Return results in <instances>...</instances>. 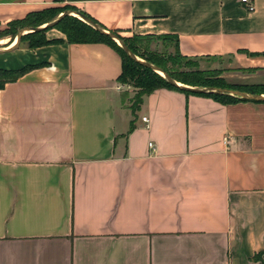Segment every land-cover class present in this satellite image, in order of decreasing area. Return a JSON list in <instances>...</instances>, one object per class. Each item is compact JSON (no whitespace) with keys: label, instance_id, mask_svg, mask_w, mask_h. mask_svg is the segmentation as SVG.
Returning <instances> with one entry per match:
<instances>
[{"label":"crops","instance_id":"0c3cea01","mask_svg":"<svg viewBox=\"0 0 264 264\" xmlns=\"http://www.w3.org/2000/svg\"><path fill=\"white\" fill-rule=\"evenodd\" d=\"M250 1L0 0V28L69 6L226 60L249 90L264 85V0ZM45 37L0 53V70L36 66L0 90V264H264V102L163 88L133 114L110 46Z\"/></svg>","mask_w":264,"mask_h":264},{"label":"trees","instance_id":"16d2710c","mask_svg":"<svg viewBox=\"0 0 264 264\" xmlns=\"http://www.w3.org/2000/svg\"><path fill=\"white\" fill-rule=\"evenodd\" d=\"M66 10L77 11L75 8L69 6H63L62 8H48L41 11L31 12L22 20L12 21L7 24V29L9 28H36L42 25H45L52 21V19L56 18L60 13ZM82 13V12H79ZM86 17V14L82 13ZM91 21L98 24L96 21L88 17ZM99 25V24H98ZM101 26V25H99ZM102 27V26H101ZM103 28V27H102ZM6 29V31H7ZM14 30L12 32H0V35L9 34L16 36L18 30ZM51 29H56L60 33H62L68 42V44H92V43H105L110 46L121 58V73L118 77V82L121 84H127L129 82H133V86L138 90V93L135 94L134 99L137 100L138 105L142 102L144 96L151 94L153 91L157 89H168L173 91H178L186 95H196L214 99L218 102L225 104H233L237 102H247L245 100H240L230 96H220V95H205V94H192L189 92H184L179 90L178 88L169 85L165 79H163L160 75L153 72L149 68L141 65L140 63L131 60L123 50L110 38L104 35H100L97 33L92 27L73 16H64L53 28H45L43 30L27 33L21 37L20 43L23 40H28V48L35 49L38 47L46 46L49 44H54L57 41L47 40L45 37V33ZM105 29V28H103ZM107 30V29H105ZM110 31V30H107ZM116 34L119 39L127 46V48L138 58L144 60L147 63L153 64L159 67L164 73L169 75L173 80L183 85L191 86V87H213V88H222L229 90H237L244 91L251 94H264V85L251 87V89L246 90L245 88L240 89L229 84L225 83L218 76H213L211 71L199 70L197 69L196 64H191L190 62H186L184 65L188 70H179L174 71L173 69L169 70L167 65L170 64L172 66H176L178 69L181 67V62L179 58L181 57L177 52V40L170 36H161L156 39L166 40L172 39L175 45V58L168 57L167 61L163 59H159L157 55L149 54L144 55L139 53L138 44L146 39H155V37H139L133 36L131 38H123L120 37L116 32L110 31ZM177 57V58H176ZM188 61V59L183 58ZM190 60V59H189ZM36 66H25L19 70H0V90L4 88L7 83L15 82L22 75L34 69ZM138 108V107H137ZM136 108V109H137ZM134 114V112H132ZM133 130V126L130 125L129 132ZM264 254L260 252L255 255V258H260Z\"/></svg>","mask_w":264,"mask_h":264},{"label":"water","instance_id":"95a60500","mask_svg":"<svg viewBox=\"0 0 264 264\" xmlns=\"http://www.w3.org/2000/svg\"><path fill=\"white\" fill-rule=\"evenodd\" d=\"M64 16L77 17L78 19H80L81 21H83L84 23H86L87 25L92 27L100 35L107 36L113 42H115L131 60L136 61V62L140 63L141 65L149 68L153 72L160 75L163 79H165V81L169 85L174 86L181 91L189 92L192 94L230 96V97H234V98H237L240 100L251 101V102H264V95H262V94H250V93L237 91V90H229V89L213 88V87H191V86H187V85H183L181 83H178L175 80H173L169 75L164 73L159 67H157L153 64L147 63L144 60L135 56L127 48V46L119 39V37L116 34L103 29L101 26H99L98 24L91 21L88 17H86L82 13H79L77 11H72V10L63 11L56 18H54L52 21H50L49 23L42 25L40 27L24 28V29L19 30L15 36L14 44L11 47H9L8 49L0 47V53L11 52L14 49H16L20 44L21 37L23 35H26L27 33L37 32V31L43 30L45 28H53Z\"/></svg>","mask_w":264,"mask_h":264},{"label":"rangeland","instance_id":"374dc122","mask_svg":"<svg viewBox=\"0 0 264 264\" xmlns=\"http://www.w3.org/2000/svg\"><path fill=\"white\" fill-rule=\"evenodd\" d=\"M62 7L63 6L58 5L54 8H62ZM6 29H7V25L5 27L0 28V32L1 33L7 32V31L12 32V31L16 30L17 28H15V27L9 28V29H7V31H6ZM19 30H21V29H19ZM53 30H56V29H53ZM5 38H8L10 40V42L14 41V39H15L14 36L9 35V34L8 35L7 34L0 35V41H2L1 39H5ZM28 43H29V41L25 39L20 43L19 47H21V46L28 47ZM137 46L139 49V53L144 54V55L154 54V55H157L159 59H163L164 61H167L168 57L175 58V56H177L176 52H175L174 41L170 38L166 39V40H161V39H156V38L155 39H146V40L142 41L140 44H138ZM178 59L181 62L180 69H178L176 66H172L170 64L167 65V68L169 70L173 69L174 71H179V70L185 71V70H188V68H186L184 64L186 62H190L191 64H196L197 69L205 70V71H211L213 76H218L225 83H227V80L222 77L223 73L227 72V70H228V69H226L228 66V64L226 63L227 62L226 60H220V59L189 60L188 59V61H187V60H185L183 58H179V57H178ZM125 89L130 93V95H129L130 98H128V100H127V107L132 112H134L136 110V108L138 107V102L136 99H134L135 94L138 93V90L134 88L133 82H129V83L125 84Z\"/></svg>","mask_w":264,"mask_h":264},{"label":"built area","instance_id":"2783aa9c","mask_svg":"<svg viewBox=\"0 0 264 264\" xmlns=\"http://www.w3.org/2000/svg\"><path fill=\"white\" fill-rule=\"evenodd\" d=\"M239 1H240L241 4L245 5V8H246L247 12L250 13V12H252L254 10V5H253V3L250 0H239ZM142 121L145 122L146 119L142 118Z\"/></svg>","mask_w":264,"mask_h":264},{"label":"bare ground","instance_id":"6f19581e","mask_svg":"<svg viewBox=\"0 0 264 264\" xmlns=\"http://www.w3.org/2000/svg\"><path fill=\"white\" fill-rule=\"evenodd\" d=\"M4 43V41H0V44H3ZM5 45V44H4ZM7 45V44H6Z\"/></svg>","mask_w":264,"mask_h":264}]
</instances>
